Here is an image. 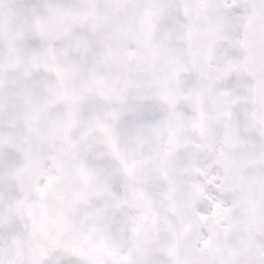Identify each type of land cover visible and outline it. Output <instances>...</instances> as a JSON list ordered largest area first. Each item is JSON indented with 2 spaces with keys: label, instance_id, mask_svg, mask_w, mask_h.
<instances>
[{
  "label": "snow or ice",
  "instance_id": "obj_1",
  "mask_svg": "<svg viewBox=\"0 0 264 264\" xmlns=\"http://www.w3.org/2000/svg\"><path fill=\"white\" fill-rule=\"evenodd\" d=\"M0 264H264V0H0Z\"/></svg>",
  "mask_w": 264,
  "mask_h": 264
}]
</instances>
